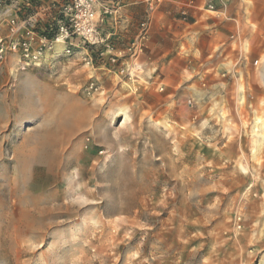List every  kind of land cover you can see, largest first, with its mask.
<instances>
[{
    "label": "rangeland",
    "instance_id": "374dc122",
    "mask_svg": "<svg viewBox=\"0 0 264 264\" xmlns=\"http://www.w3.org/2000/svg\"><path fill=\"white\" fill-rule=\"evenodd\" d=\"M241 1L260 47L264 0ZM57 51L0 62V264H264L261 74L238 113L230 86L190 107L184 81L151 93L145 72ZM64 109L82 116L74 137Z\"/></svg>",
    "mask_w": 264,
    "mask_h": 264
},
{
    "label": "built area",
    "instance_id": "2783aa9c",
    "mask_svg": "<svg viewBox=\"0 0 264 264\" xmlns=\"http://www.w3.org/2000/svg\"><path fill=\"white\" fill-rule=\"evenodd\" d=\"M119 1L0 0V17L5 16L4 23L7 27V33L0 36V62H3L8 54L15 55L18 65L25 69L45 60L48 54L53 53L55 41L62 40L68 54L74 47H83L91 50L93 54H98L105 65L115 67L122 64L120 74L125 78L146 79L145 69L138 58L145 51L148 23H140L139 33L128 46V52L124 56L114 53L113 37L103 28L106 17L118 10ZM146 2L153 7L160 1ZM207 10L217 11L213 4H208ZM231 21L236 27L228 36V40L221 43L214 55L208 57L212 66L204 72L200 71V83L204 89H207L209 84H221L224 87H220V90L224 94L228 93L225 90L230 86L234 92L235 111L254 113L249 89L252 87V77L261 74L264 79V62L262 57H254L255 48L251 44L250 36L242 32L243 26L236 21V17L231 18ZM245 24L248 29L253 27L248 18H245ZM227 48L236 54V58L220 55ZM218 57L221 60L219 63L216 62ZM204 99L200 98V106L204 104ZM196 104L195 98L188 100L190 107ZM255 124L252 119L249 126Z\"/></svg>",
    "mask_w": 264,
    "mask_h": 264
},
{
    "label": "crops",
    "instance_id": "0c3cea01",
    "mask_svg": "<svg viewBox=\"0 0 264 264\" xmlns=\"http://www.w3.org/2000/svg\"><path fill=\"white\" fill-rule=\"evenodd\" d=\"M159 1L151 7L146 0H120L116 13L108 15L103 25L104 30L110 32L113 37L114 53L124 56L128 52V46L139 33L140 23H148L145 51L138 61L145 69L147 78L152 80L149 92H156L158 83L177 84L184 81L187 85L191 84L188 85L186 94L197 100L205 98L204 104L227 96L220 90V87H224L221 84H209L207 89L202 88L199 75L200 71L204 72L212 66L208 57L214 55V51L233 33L236 27L231 21L233 17L243 26L242 32L249 34L251 44L255 48L254 57L264 56V44L259 47L257 38L245 24V18L252 21L247 10H252L253 7H244L241 0ZM208 4H213L217 11L207 10ZM220 55L236 58V54L229 48L223 50ZM220 61L218 57L216 62ZM193 78L195 79L192 83H189ZM166 91L171 90L168 88Z\"/></svg>",
    "mask_w": 264,
    "mask_h": 264
},
{
    "label": "bare ground",
    "instance_id": "6f19581e",
    "mask_svg": "<svg viewBox=\"0 0 264 264\" xmlns=\"http://www.w3.org/2000/svg\"><path fill=\"white\" fill-rule=\"evenodd\" d=\"M61 46H63V42H62V40H58V41H55V43H54V49L57 51V49L59 48V47H61ZM57 53H58V51H57ZM73 100V99H72ZM33 102V101H32ZM32 105V104H31ZM65 106V105H64ZM67 106V105H66ZM62 108H63V106H62ZM72 108V107H71ZM73 109V108H72ZM65 110V109H64ZM60 111V110H59ZM35 112V111H34ZM75 112V111H74ZM74 112H72L70 109H68V110H65V111H63V113H62V115L60 116V117H58V121H57V123H58V125L60 126V127H62L65 131H66V133H68V135H70V136H75L77 133L76 132H80V128H78V126H79V124H80V119L82 118V116L80 117V119L78 120V119H76V117L77 116H75L76 115V113H74ZM75 115H74V114ZM85 113V112H84ZM61 114V113H60ZM84 119V118H83ZM82 119V120H83ZM81 120V121H82ZM79 121V122H78ZM84 121H86V120H84ZM82 123V122H81ZM82 125H83V123L81 124V127H82ZM84 126H85V124H84ZM1 127V126H0ZM57 128V127H56ZM58 129V128H57ZM78 130V131H77ZM45 131V130H44ZM48 131V130H47ZM60 131H61V129H60ZM78 132V133H79ZM62 133H64V131H62ZM64 135H65V133H64ZM46 136V135H45ZM58 137V136H57ZM72 137V138H73ZM68 138V137H67ZM69 138H71V137H69ZM68 138V139H69ZM72 138H71V140H72ZM43 139H45V138H43ZM50 141V140H49ZM61 141V140H60ZM67 141V140H66ZM65 141V142H66ZM50 143V142H49ZM68 143H70V142H68ZM55 146H56V144H55ZM54 146V147H55ZM46 149V148H45ZM48 155V154H47ZM47 159V158H46ZM95 172V171H94ZM51 211V210H50ZM91 240V239H90ZM94 240H95V238H94Z\"/></svg>",
    "mask_w": 264,
    "mask_h": 264
}]
</instances>
